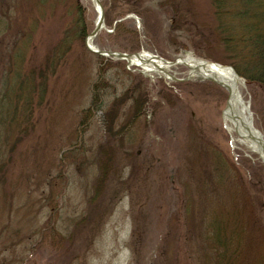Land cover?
Listing matches in <instances>:
<instances>
[{
	"label": "rangeland",
	"instance_id": "obj_1",
	"mask_svg": "<svg viewBox=\"0 0 264 264\" xmlns=\"http://www.w3.org/2000/svg\"><path fill=\"white\" fill-rule=\"evenodd\" d=\"M99 3L94 48L236 53L238 2L219 19L214 0ZM97 15L90 0H0V264H264V163L232 147L227 91L184 64L164 78L102 61L78 35ZM243 95L264 139V89L244 79Z\"/></svg>",
	"mask_w": 264,
	"mask_h": 264
},
{
	"label": "trees",
	"instance_id": "obj_2",
	"mask_svg": "<svg viewBox=\"0 0 264 264\" xmlns=\"http://www.w3.org/2000/svg\"><path fill=\"white\" fill-rule=\"evenodd\" d=\"M235 2L239 9H237L234 14L238 16L240 22V38L237 39L235 43L236 53L232 56L227 63L232 66L234 71L244 78L248 82H254L259 84L264 89V0H214L215 14L219 19L220 15H228V10H224V6L228 9L230 8V2ZM231 3V4H232ZM225 11V12H224ZM105 16V12L103 11ZM106 21L107 18L105 17ZM129 19H125L128 22ZM120 24V23H119ZM117 23V25H119ZM116 25V26H117ZM134 30H131V33ZM87 33L84 32L83 27L79 29L78 35L80 38H84ZM231 38H224L229 42ZM136 46V44L131 46V50ZM102 61H109V57H104L102 55H96ZM99 78V77H98ZM101 79V75L100 78ZM101 85L98 82H93L91 84L92 99L90 100V105L85 110L84 116H90L95 111L98 110L100 104L103 103V97L101 94ZM82 117L76 126L77 138L81 137V133L85 126L87 125L88 119ZM216 229V227H215Z\"/></svg>",
	"mask_w": 264,
	"mask_h": 264
},
{
	"label": "bare ground",
	"instance_id": "obj_3",
	"mask_svg": "<svg viewBox=\"0 0 264 264\" xmlns=\"http://www.w3.org/2000/svg\"><path fill=\"white\" fill-rule=\"evenodd\" d=\"M90 3L96 9L97 13H99L98 0H90ZM128 60L131 64L141 67V70L144 73L155 72L164 78H172L169 74L170 72H167V69L170 66H175L174 64H184L191 69L192 74L209 76L212 79L225 84L228 93L226 107L223 111V121L227 132L230 134L232 147H236L235 149L237 150V147L240 148L241 146H244L247 149L256 152L257 156H259L264 163V152L244 137L245 131L241 126V122H248V118L250 117L249 102L243 95V80L239 78L230 67L210 62H202V60L196 59L189 54H186L185 57L176 59V62L173 63L160 60L146 51L130 56Z\"/></svg>",
	"mask_w": 264,
	"mask_h": 264
},
{
	"label": "water",
	"instance_id": "obj_4",
	"mask_svg": "<svg viewBox=\"0 0 264 264\" xmlns=\"http://www.w3.org/2000/svg\"><path fill=\"white\" fill-rule=\"evenodd\" d=\"M98 8H99V13H98L97 19L95 21V24H94L93 28L91 29V31L84 37V44H85L86 49L89 50L90 52L95 53V54H99V55H103V56L117 57V58H120V59H124L128 63H130L128 58L131 55H137V53H135V52L134 53H125V52H118V51L100 50V49L94 48L90 44L89 39L91 37H93L103 27V11H102V7H101V5L99 3V0H98ZM171 62L174 63V62H176V60L171 61ZM202 62H207V61H203L202 60ZM212 63H215V62H212ZM215 64H218V63H215ZM228 67H230L234 71V69L231 66H228ZM193 76L198 78V79H205V80H209L211 82H214V83L220 85L221 87H223L228 93V89H227L226 85L223 84L222 82L216 81V80L212 79L209 76H201V75H198V74H192L191 69L189 70V73L185 77V79H189V78H191ZM239 78H240V76H239ZM242 80L244 82V79H242ZM248 122H249V124H248ZM248 122H245V123H244V121L241 122V126L244 129V131H245L244 137H246L249 141H251L258 149H260L261 151L264 152V139H263V137L252 126L250 117L248 118Z\"/></svg>",
	"mask_w": 264,
	"mask_h": 264
}]
</instances>
